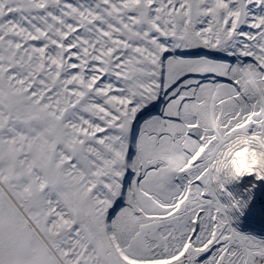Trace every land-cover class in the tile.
<instances>
[{"label": "snow or ice", "instance_id": "snow-or-ice-1", "mask_svg": "<svg viewBox=\"0 0 264 264\" xmlns=\"http://www.w3.org/2000/svg\"><path fill=\"white\" fill-rule=\"evenodd\" d=\"M0 264H264V0H0Z\"/></svg>", "mask_w": 264, "mask_h": 264}, {"label": "rangeland", "instance_id": "rangeland-1", "mask_svg": "<svg viewBox=\"0 0 264 264\" xmlns=\"http://www.w3.org/2000/svg\"><path fill=\"white\" fill-rule=\"evenodd\" d=\"M238 220H239V221L241 220L240 217L237 219V221H238ZM240 222H241V223H240ZM240 222H239V224H240L239 226H240V228L243 229V230H247V229L249 228V226H251V224H250V223H247L246 220H241Z\"/></svg>", "mask_w": 264, "mask_h": 264}, {"label": "bare ground", "instance_id": "bare-ground-1", "mask_svg": "<svg viewBox=\"0 0 264 264\" xmlns=\"http://www.w3.org/2000/svg\"><path fill=\"white\" fill-rule=\"evenodd\" d=\"M246 214H247V213H246ZM240 219H241V220H245L244 217H240ZM241 220H240V221H241ZM240 221H239V220L237 221V219H236V221H235V223H234V226H235V227H238L239 230H241V231H247V230H249V229L252 227V225H251V226H249V228H248L247 230H243V229H241L240 226H239V225H240V224H239ZM240 223H241V222H240ZM247 223H248V222H247Z\"/></svg>", "mask_w": 264, "mask_h": 264}]
</instances>
